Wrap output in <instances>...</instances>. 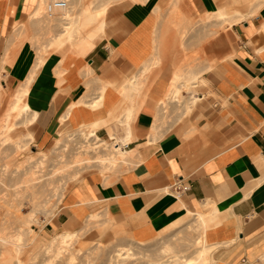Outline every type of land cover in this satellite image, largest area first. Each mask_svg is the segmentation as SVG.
Returning a JSON list of instances; mask_svg holds the SVG:
<instances>
[{
    "label": "crops",
    "instance_id": "0c3cea01",
    "mask_svg": "<svg viewBox=\"0 0 264 264\" xmlns=\"http://www.w3.org/2000/svg\"><path fill=\"white\" fill-rule=\"evenodd\" d=\"M37 2L0 0V69L7 53L9 57V70L0 74L11 76L10 90L17 89L31 69V59L22 56L10 67L11 34L30 23ZM179 9L191 28V50H198L201 43L209 60L203 74L207 86L187 97L189 116L179 112L167 128L156 126L159 106L163 108L161 101L173 91L179 73L166 64L171 56L163 58V65L158 59L161 21L155 14L130 6L116 24L109 27L105 19L107 36L86 56L62 52L45 61L29 93L28 102L37 115L29 126L32 142L36 138L45 148L64 128L78 132L95 126L100 141L128 148L127 159H139L109 184L101 174L76 183L64 196L53 226L81 233V240L86 223L104 216L143 245L197 225L202 214L212 264H260L264 257V0H180ZM220 11L225 18L218 17ZM215 15L219 19L212 18ZM154 56L162 67H153L154 61L147 64ZM193 78L196 87L199 79H189ZM176 184L186 190H174Z\"/></svg>",
    "mask_w": 264,
    "mask_h": 264
},
{
    "label": "rangeland",
    "instance_id": "374dc122",
    "mask_svg": "<svg viewBox=\"0 0 264 264\" xmlns=\"http://www.w3.org/2000/svg\"><path fill=\"white\" fill-rule=\"evenodd\" d=\"M179 2L180 0H69L68 2V9L72 10L71 14L76 15L73 16L75 21L79 20L80 15H83L85 11L95 12L105 3L108 8L105 19L108 21L109 27L116 24L121 13L130 6H135L140 11L144 8L155 14L161 21L159 33H157L158 47L156 51L162 61L161 64L163 65V58L169 55L171 60L166 59V64L171 65L173 71L182 76V80L191 76L199 79L196 87L181 90L178 103L172 102V92H168L161 101L166 103H164V108L159 106L160 117L156 126L160 123L165 128L174 122L175 115L179 112L185 111V116H189L191 108L186 102L187 97L190 94L194 96L199 94V90L207 86L203 74L208 70L206 67L209 65V60L205 58L201 43L197 44L198 50H191L189 42L191 28L179 9ZM44 4L45 0H43V19L32 21L30 25L24 24V27L16 28V31L11 34L13 36L10 47L13 48L10 52L13 61L10 67L15 59L19 61L21 56L31 59V69L21 80L20 85L36 67L38 59L44 57L43 59L47 60L62 52L77 54L70 43H67L62 50H56L51 46L55 37L59 36L62 31L63 12H55L50 17L46 11V4ZM212 18L219 19L217 16ZM214 33H217V29L214 30ZM154 58L155 56L147 64H151ZM196 70L197 74H191ZM9 78H11L10 75L0 74V100H2L0 101V125L10 108L14 94L21 87L19 85L17 89L10 90L12 78L10 80ZM55 78H58V75H55ZM182 80L180 82H183ZM29 98L28 96L26 100L29 101ZM13 117L12 126H15V123L16 127L14 132L9 133L11 138L16 140L18 136L23 138L29 132L31 133L29 125L21 124L26 121L27 117L22 119L16 115ZM84 134L83 129L78 132H68L64 128V131L61 130L59 134L60 137L45 148L40 146L36 138L34 142L24 141L21 149L17 148L13 141H8L5 146L0 148V237H13L18 232L22 235L20 250L17 249L14 242H0V264H19V262L21 264H48L44 263L47 257L44 252L46 246L53 239L52 237L64 232L54 228L52 221L61 209L66 193L76 183L93 174H101L109 184L138 163L139 159L132 157L126 162L117 163L111 170L104 171L103 166L96 162L94 154L81 152L87 142L89 144L95 142V138H87V140ZM4 137L5 135L0 138ZM99 149L103 150L104 147L100 146ZM110 149L112 150V147ZM41 157H43L44 163L39 171L35 167V161L41 160ZM199 227L195 224L175 232H167L156 241L142 245L133 242L126 231L115 221L102 216L97 222L86 223L81 230L83 232L81 240L77 241L70 250L68 249L69 251H65L66 253H63L65 256L61 255L57 260L55 257L51 258L50 263L148 264L164 258L162 252L167 249L166 247L172 250L174 255L190 257L198 252L197 247H200L202 241L203 230L202 227ZM121 247L131 249V257L118 258L117 251ZM190 247L193 249V253L188 249ZM207 258V264H212V248L209 250ZM160 263L170 264L162 261ZM260 264H264L263 259Z\"/></svg>",
    "mask_w": 264,
    "mask_h": 264
},
{
    "label": "bare ground",
    "instance_id": "6f19581e",
    "mask_svg": "<svg viewBox=\"0 0 264 264\" xmlns=\"http://www.w3.org/2000/svg\"><path fill=\"white\" fill-rule=\"evenodd\" d=\"M64 1L67 2V0H64ZM68 2H69V0H68ZM68 2H67V7L64 10L61 11V12H63L62 13L63 15H62V18H61L62 25H61L60 22L59 23H60V25L62 27V31L60 32L59 36L55 37L53 42L51 41L52 42L51 46L53 48H56V50H58V49L62 48L63 46H65L67 43H70L72 45V47L76 50V51L74 50V52H76L80 56H86L87 54H89L95 48L96 43L102 37H104V36L106 37L107 36L106 35V24H105V14H106L107 9H108L107 8V3H105L102 7H99L100 9L96 10L95 12L91 13L90 12L91 10L90 11L89 10L85 11V13H83V15H80L81 17L79 18V20L77 19V21H75L76 19L74 20L73 16H76V15H73L74 13L71 14L72 10L68 9ZM92 3H93V1H92ZM43 10H44L43 9V0H38L36 8L33 10L32 14L30 15V18L28 17L30 19V23L32 21L35 22L37 20L43 19L42 18ZM217 14H219V13H217ZM215 16H218V15H215ZM218 17L223 19V18L226 17V14L224 12L220 11V14H219ZM43 58L38 59L39 61H37L38 63L36 64V67H34L33 70L31 71V73L28 74V76L25 78L26 80L24 81V83L22 85H20L21 86L20 90L18 89L19 91L16 94H14L15 96L13 97V100L11 99L12 102H10L11 103L10 104V108L8 109V112L5 115L4 119L2 118L3 120H1L2 123L0 125V137L1 136L3 137L4 135H5V137L4 138H0V148L5 146L8 141H13V142H15L14 143L15 146L17 148L21 149L23 147V142L24 141L25 142L26 141H31V142L33 141V136H32V134L30 132L28 134H26V136L23 137V138L18 136V138L16 140L11 138L9 133L14 132L15 131V127H16V124L14 122L13 123H14L15 126H12V118H14L13 115H16L19 119L27 117L26 121L21 122V124H23V125H29L30 126L36 119L37 115H36L35 111L30 106L29 102L26 99L29 96L31 86L33 85L34 81L36 80V78L40 74V70H41V68L43 67V65H44V63L46 61ZM158 59H160V58H158ZM8 61H9V57H8V53H7L5 55L3 61H2V68L0 69V73L2 71H4V70H8V68H7ZM158 65H159V61L157 60V57H156V60L153 62V67L154 66H158ZM159 66H161V65H159ZM145 68H147V66ZM155 68H157V67H155ZM146 73H148L147 70H146ZM144 74H145V71H144ZM181 80H182V76L180 74H177L175 76L174 81H173V85H177V86H174L177 89L174 90L173 85H172L173 91H171L172 92V96H171L172 98L171 99L173 100V102H177L178 103L179 102V98H180V94H181V90L182 89L183 90L187 89L189 87H193L195 85V82H196V80L194 78L193 79H189V78L188 79H184V80H182L183 82H180ZM138 83L139 82H137V85H138ZM179 83H181V85H179ZM103 89H105V87ZM140 90H139V92H140ZM103 92H104V90L102 91V93ZM133 97H134V95H133ZM0 101H2V100H0ZM164 103H166V102H164ZM164 103L161 102V105L163 106V108L165 106ZM92 104H95V103H92ZM98 106H99V103L95 105V108L98 107ZM131 116H132V114H131ZM122 118H123V116H122ZM129 122H130V119H129ZM82 129L85 132L84 135H85L86 139L87 138L88 139H90V138L94 139L95 138V140H94L95 142L94 143L92 142L90 144L87 142V144H85V146L83 147L81 152L86 153V154L90 153L92 155L94 154L96 162L103 166V170L104 171H109L112 168H114L117 165V163H123V162H126V160H128L127 158L130 155L129 154L130 150L128 148L122 149L123 147H121V145L118 148H115L116 144H112V146H108V145L104 144V142L99 140V138L97 136V128L95 126L83 127ZM127 143H129V142H127ZM98 144H100V145H98ZM100 146L101 147L103 146L104 149L103 150L99 149L100 150L99 151L98 148ZM111 147H112V150L110 149ZM60 148H61V146H60ZM53 149H54V147H53ZM41 158H42L41 160L35 161V165H36L35 167L38 170L41 169V167L43 166V163H44L43 157H41ZM207 209H208V207H207ZM209 214H207V215H209ZM201 216H202V214H201ZM201 216L200 217L198 216L199 219H196L197 221L199 220L198 222L200 223V224L199 223L197 224V227L200 225L202 228L205 229V227L207 226L206 225V221H205V217L203 216L204 217L203 218ZM202 232L204 234V231H202ZM203 234H201V235H203ZM79 235H77V232H76V234L75 233L74 234L73 233H69V232H63L60 235L57 234V236L52 237L53 239L51 241H49L48 245L46 246L45 251L43 250L45 252V255L47 256L46 260H44V263L51 264L50 263L51 262V260H50L51 258L55 257V260H57L58 257H60L61 255H64L66 253L65 251H67L68 249L70 250V248H72L73 245L77 241L80 240V236ZM201 240H200L201 244L199 245L200 247L199 248L197 247V250L199 249L198 252H196V250L194 248V250L196 252V253L195 252L194 253H195L196 256L194 254H193L194 256L190 255V257L189 256L188 257H181L178 254L174 255L172 253V250H170L168 247H166L167 249H164V251L162 252V253H164L163 254L164 256H162L164 258L161 257L162 259H159V260L157 259V261L152 262V263L149 262L148 264H161L160 263L161 261L162 262H168L170 264H200V263L201 264H207V262H208L207 255H208L209 250L211 249V247L207 245V243H206V241L204 239V235L201 238ZM0 242H2V243H7V242H11L12 243V242H14V243H16V247H18L17 249L20 250L19 248H21V246H22L20 244V242H22V235L18 232V234H15V236H13V237H8V236L7 237H0ZM22 244H24V243H22ZM195 245H196V243L194 244V246ZM128 247H121L117 251V253H118L117 257L118 258H122V259L125 258V257H129L132 254L131 253L132 250L129 249ZM192 247H193V245H192ZM188 249H190V252L192 250L191 253H193V249L191 247L188 248ZM190 252H189V254H190ZM180 254H184V253H180ZM71 257H72V255H71ZM52 260H54V259H52ZM71 261H73V260H71ZM263 261H264V258H263ZM19 264H21V262H19ZM70 264H72V263H70ZM117 264H119V263H117Z\"/></svg>",
    "mask_w": 264,
    "mask_h": 264
},
{
    "label": "built area",
    "instance_id": "2783aa9c",
    "mask_svg": "<svg viewBox=\"0 0 264 264\" xmlns=\"http://www.w3.org/2000/svg\"><path fill=\"white\" fill-rule=\"evenodd\" d=\"M46 11L50 17L54 15L55 12L62 11L67 7V2L64 0H45ZM174 190L176 191H184L186 188L180 187L178 184L174 186Z\"/></svg>",
    "mask_w": 264,
    "mask_h": 264
}]
</instances>
